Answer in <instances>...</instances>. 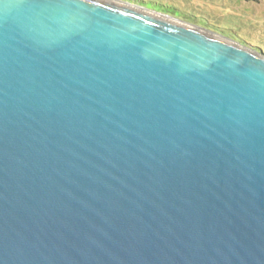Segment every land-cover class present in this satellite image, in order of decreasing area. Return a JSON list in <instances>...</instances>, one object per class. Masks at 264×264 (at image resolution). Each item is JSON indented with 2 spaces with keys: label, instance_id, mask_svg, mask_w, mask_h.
<instances>
[{
  "label": "water",
  "instance_id": "water-1",
  "mask_svg": "<svg viewBox=\"0 0 264 264\" xmlns=\"http://www.w3.org/2000/svg\"><path fill=\"white\" fill-rule=\"evenodd\" d=\"M0 264H264V54L116 0H0Z\"/></svg>",
  "mask_w": 264,
  "mask_h": 264
},
{
  "label": "rangeland",
  "instance_id": "rangeland-1",
  "mask_svg": "<svg viewBox=\"0 0 264 264\" xmlns=\"http://www.w3.org/2000/svg\"><path fill=\"white\" fill-rule=\"evenodd\" d=\"M204 29L264 54V0H116Z\"/></svg>",
  "mask_w": 264,
  "mask_h": 264
},
{
  "label": "trees",
  "instance_id": "trees-1",
  "mask_svg": "<svg viewBox=\"0 0 264 264\" xmlns=\"http://www.w3.org/2000/svg\"><path fill=\"white\" fill-rule=\"evenodd\" d=\"M247 1H259V0H247Z\"/></svg>",
  "mask_w": 264,
  "mask_h": 264
},
{
  "label": "bare ground",
  "instance_id": "bare-ground-1",
  "mask_svg": "<svg viewBox=\"0 0 264 264\" xmlns=\"http://www.w3.org/2000/svg\"><path fill=\"white\" fill-rule=\"evenodd\" d=\"M169 18V17H168Z\"/></svg>",
  "mask_w": 264,
  "mask_h": 264
}]
</instances>
